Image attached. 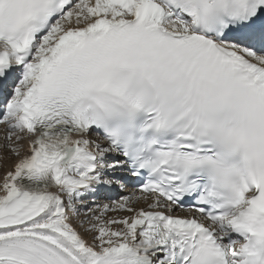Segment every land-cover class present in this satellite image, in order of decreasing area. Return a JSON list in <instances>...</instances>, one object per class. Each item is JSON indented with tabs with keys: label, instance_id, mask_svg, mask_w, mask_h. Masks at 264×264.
<instances>
[{
	"label": "snow or ice",
	"instance_id": "obj_1",
	"mask_svg": "<svg viewBox=\"0 0 264 264\" xmlns=\"http://www.w3.org/2000/svg\"><path fill=\"white\" fill-rule=\"evenodd\" d=\"M0 125V264H264V0H0Z\"/></svg>",
	"mask_w": 264,
	"mask_h": 264
},
{
	"label": "bare ground",
	"instance_id": "obj_2",
	"mask_svg": "<svg viewBox=\"0 0 264 264\" xmlns=\"http://www.w3.org/2000/svg\"><path fill=\"white\" fill-rule=\"evenodd\" d=\"M3 136H4V128H3V125H0V155L2 157H4V159L6 160V163L3 164V166H0V175L3 174V171L8 166V164H10L12 162V159L9 157L10 153H9L8 149L3 147V144H4ZM115 189L118 190L116 194H119V195L120 194H128L131 191V189H129V188H125V189L121 190V189H119L118 186L115 187ZM116 194H115V198H117ZM95 195H96V203L108 202V201H106V190L105 189H101ZM88 199L90 200L91 197H89Z\"/></svg>",
	"mask_w": 264,
	"mask_h": 264
},
{
	"label": "rangeland",
	"instance_id": "obj_3",
	"mask_svg": "<svg viewBox=\"0 0 264 264\" xmlns=\"http://www.w3.org/2000/svg\"><path fill=\"white\" fill-rule=\"evenodd\" d=\"M10 155V154H9ZM1 156V155H0ZM10 157V156H9Z\"/></svg>",
	"mask_w": 264,
	"mask_h": 264
}]
</instances>
